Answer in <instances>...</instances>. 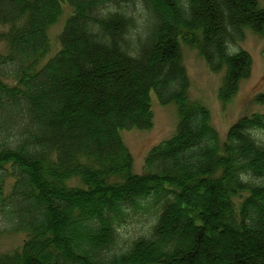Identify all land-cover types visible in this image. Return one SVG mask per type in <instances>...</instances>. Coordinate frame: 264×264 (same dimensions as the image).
Listing matches in <instances>:
<instances>
[{"label":"trees","instance_id":"trees-1","mask_svg":"<svg viewBox=\"0 0 264 264\" xmlns=\"http://www.w3.org/2000/svg\"><path fill=\"white\" fill-rule=\"evenodd\" d=\"M63 3L74 15L42 67ZM0 25V235H27L0 264H264V114L221 143L180 46L225 71L226 106L252 72L229 43L264 36L257 0H0ZM152 91L179 125L137 175L120 131L153 128Z\"/></svg>","mask_w":264,"mask_h":264},{"label":"rangeland","instance_id":"rangeland-1","mask_svg":"<svg viewBox=\"0 0 264 264\" xmlns=\"http://www.w3.org/2000/svg\"><path fill=\"white\" fill-rule=\"evenodd\" d=\"M264 8V0H257ZM73 14V9L68 3L63 4V15L55 25L51 26L48 32L51 50L42 62L46 65L54 59L62 50L60 35L64 31L68 19ZM0 30H8V27L0 26ZM244 39H238L229 45V53L235 55L246 51L252 56L253 71L251 77L241 83L237 97L229 103L225 111L219 101V88L222 84L223 74H214L207 62L199 52L181 41L183 61L186 65L190 80V97L207 107L212 115V124L217 130L221 142L227 139L229 129L244 116H252L264 112L256 102L258 94L264 93V36H257L251 29L243 30ZM9 44L6 41L0 42V57L9 51ZM14 84V81H9ZM152 107L154 113V128L151 130H121L120 135L125 145L130 149L133 158V172L138 175L145 173L146 159L151 150L164 141L170 140L177 133L179 125L178 108L175 104L162 105L155 92H151ZM78 182H73L77 184ZM15 185L14 179L7 181L6 194L10 195ZM4 223L0 218V226ZM148 225L141 224L140 220L133 222L126 228L124 237L132 240L141 232H144ZM26 239V234H8L0 236V255L8 254L20 249ZM218 246L221 245L217 241ZM221 247V246H220Z\"/></svg>","mask_w":264,"mask_h":264}]
</instances>
